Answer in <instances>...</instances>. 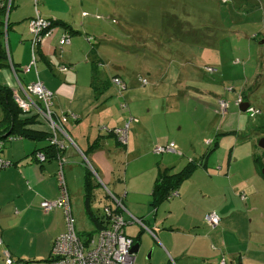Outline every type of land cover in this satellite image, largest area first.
<instances>
[{
    "label": "crops",
    "instance_id": "1",
    "mask_svg": "<svg viewBox=\"0 0 264 264\" xmlns=\"http://www.w3.org/2000/svg\"><path fill=\"white\" fill-rule=\"evenodd\" d=\"M53 1L62 4L55 6L51 0H42V7H38L42 16L59 22L55 24L53 34L37 48L38 75L34 68L29 72L23 70L31 60L28 20L35 15L32 0H14L9 15L8 49L10 62L16 69V74L13 73L23 85L34 82L38 76L54 93L53 111L56 117H62V127L67 134L61 133L66 143L62 151L63 169L77 231L89 232L94 228L84 210V183L87 171L91 169L99 184L106 185L122 199L127 221L125 233L140 242V253L149 251L147 261L140 264H173V261L176 264H218L223 257L227 264H264V213H259L255 205L264 200V182L260 178L264 179V175L254 160L256 153L252 158L254 166L247 169L249 176L235 183H231L234 176L228 177L230 172L236 174L231 161L234 145L229 150L226 176L213 173L207 156L203 155L202 165L196 161L198 167L180 184L178 195L155 206L152 192L159 172L169 169L175 173L195 160L184 143V135L176 129L177 124L182 129V117L174 119L175 115L170 116L171 112L178 114L184 110L181 107L171 109L164 103L154 107L153 101L136 87L135 70L113 65L104 50L110 41L108 23L99 22L108 17L95 15L96 21L83 18L81 14L87 12L85 0ZM100 1L102 7H107L104 0H94L96 4ZM22 8L28 9L24 15L20 12ZM153 13L152 23H137L150 26L147 37L151 40L150 63L158 74L153 81L154 87L157 85L158 88H153L166 91L165 99L175 100L177 104L192 99L199 101L208 93L215 94L211 91L215 90L214 84L207 85L208 89L201 87L205 84L196 81L193 68L175 66L168 59L174 54L193 57V50L198 47L199 54L203 53L205 57L212 58L219 53L223 38L215 29L216 24L206 19L205 0H165L154 7ZM66 33L70 43L61 49L59 39ZM86 36H92V43ZM137 62L140 63L139 59ZM166 62L170 64L165 66ZM250 71L251 77L257 78L255 68ZM115 75L127 85L124 94H120L111 82ZM10 79L8 74L0 75L2 85L16 90L17 83L13 86ZM190 90H194L196 97L185 98ZM215 96L218 100L223 99L218 94ZM125 102L127 108H122ZM230 105L231 102L228 109ZM228 109L222 112L217 101L216 111L223 117ZM70 112L73 116L68 114ZM129 116L137 120L131 123L128 143L123 145L112 131L122 127ZM243 127L236 120L235 129L221 135L236 134ZM38 128L45 130L48 127L40 124ZM219 133L206 134L209 144L218 143L215 150L219 148ZM212 135L216 137L211 139ZM7 141L1 156L12 165L0 171V264H5L4 251L9 252L15 264H49L53 242L65 230L66 219L63 210L45 212L40 203L54 200L59 195L57 172L61 158L37 160L34 151L48 145V140ZM169 142L176 144V152H154V146ZM95 144L92 151L90 148ZM213 147L210 152L215 151ZM85 152H89L88 155L85 156ZM218 169L223 170V165ZM222 180L227 185L222 186ZM97 188L93 209L113 203L108 192L102 197ZM228 194H235L238 199L232 202ZM241 201L246 210L241 208ZM210 211L220 217L215 228L205 220ZM133 217L142 224L132 220Z\"/></svg>",
    "mask_w": 264,
    "mask_h": 264
},
{
    "label": "rangeland",
    "instance_id": "2",
    "mask_svg": "<svg viewBox=\"0 0 264 264\" xmlns=\"http://www.w3.org/2000/svg\"><path fill=\"white\" fill-rule=\"evenodd\" d=\"M164 1L104 0L103 3H107V7H102L101 1V3L96 4L94 0H85L84 9L88 13L83 12L81 16L93 21L98 19L95 15L109 18L107 20H99L100 23H108V36L110 37V41L105 44V48L103 44H100L99 47L104 48L109 60L114 62L113 65L118 64L125 66L128 70L132 68L135 70L136 87H140L145 97L153 101L154 107L164 103L171 109L181 107L184 110L183 113L178 114L171 112L170 116L175 115L174 119L179 116L182 117L183 127L180 130V124H177L176 129L178 133L182 136L184 135V143L189 146L190 156L195 158V161L200 162L207 156L208 166L213 170V173L220 172L224 174L223 176H226L225 167L228 163L229 150L233 145L235 146V154L234 157H231V161L234 162L233 166L236 174L232 175V172H230L228 176L229 178L234 176L231 179V183H235L240 178L249 176L247 169L249 166H254L253 154L259 155L264 163V149L259 146V141L264 137V43H261L262 40L264 41V0H205L206 19L213 25L216 24L214 27L223 38L220 39L222 47L219 49V53L212 58L205 57L203 53L199 54L198 47L193 50V57H183L181 54L175 55L174 53V55L168 57L170 63L175 66L193 68L196 72V81H202L205 84L201 86L202 88L206 87L208 89L207 85L212 83L215 90L211 91L222 96L229 103L231 102L230 108L224 117L216 111L217 101L219 100L215 94L208 93L200 98L199 101L192 99L188 102L177 104L175 100L165 99L166 91L159 89L156 91L154 89L158 88L157 85L155 87L153 85V81L157 79L158 74L153 70L154 66L151 68L150 63L152 59L150 58L151 40L147 39L150 33V26L137 23H152L154 7L163 4ZM51 3L55 6L62 4L53 0H51ZM32 4L35 9L34 0H32ZM37 7H42V0L38 1ZM26 10L28 9L22 8L20 10L21 15H24ZM118 31L120 32L119 35L116 34ZM7 34L8 32L6 33L4 27L3 40L8 47ZM237 35L241 38H238ZM254 35H257V37H253ZM96 40L97 38H95ZM196 45L198 44L196 43ZM172 46H174V43L171 44ZM138 59L140 63L137 62ZM164 64L165 66L169 65L167 62ZM207 66L213 69L216 68V70L214 69L212 73L208 72L205 70ZM252 67L255 68L258 74L255 79L251 77L250 68ZM8 68L11 71L3 68L0 71V75L8 74L12 85L16 87L17 83L18 88L19 82L13 73V69L11 66H8ZM23 70H25V67ZM140 78H146L148 85L144 86ZM1 83L0 85H2ZM229 88L234 90L228 91ZM243 91L248 102L261 110V114L255 118L249 117L246 111H241L240 107L235 104L238 96ZM189 97H196L194 90H190L185 98ZM2 117L3 108L0 103V119ZM43 120L48 123L46 119L43 118ZM236 120L238 125L244 127L236 134L221 135L224 131L234 130ZM194 122L197 123L196 126H194ZM46 126L48 127V125ZM208 132H214L215 134L220 132L218 134L219 148L212 152L210 150L213 144L207 142L206 134ZM10 137L4 139V141ZM215 137L212 135L211 139ZM239 157L241 158L239 159ZM237 164L240 165L237 166L238 168H236ZM219 165H223V170L220 171L218 169ZM260 178L264 182V179ZM220 184L222 186L227 185L225 180H222ZM99 190L101 191L99 192ZM108 191L111 192L106 185L99 184L97 188L99 195L105 197ZM228 197L232 202H234L235 198L238 199L235 194H228ZM250 205L255 207L254 204ZM255 205L259 208V213H264V200H260ZM241 208L243 210L247 209L243 201H241ZM146 254L148 255L149 251L145 253L138 251L136 262L140 264L141 261H147ZM172 263L176 264L174 261Z\"/></svg>",
    "mask_w": 264,
    "mask_h": 264
},
{
    "label": "built area",
    "instance_id": "3",
    "mask_svg": "<svg viewBox=\"0 0 264 264\" xmlns=\"http://www.w3.org/2000/svg\"><path fill=\"white\" fill-rule=\"evenodd\" d=\"M35 1V15L28 20V27L30 32V45H31V61L29 65L25 67V71L29 72L32 66L35 65L37 60V48L47 38H49L54 30L51 26L52 20L44 18L38 10L37 4L39 0ZM14 0H0V10L4 9L5 27L9 24V15L13 7ZM89 42L92 41V36H86ZM70 43V36L66 33L59 39V44L64 46ZM7 47V44H6ZM8 54L9 49L7 47ZM10 56V55H9ZM13 72L16 74V70L11 64ZM207 71H212V68L205 67ZM19 87L13 91V98L22 111H36L41 113L44 118L49 122L53 130V143L57 148L63 150L65 148V142L61 133H65L60 120H55L53 117L52 106L54 93L49 90L41 80L37 79L34 82L23 85L20 80ZM145 83L146 80H143ZM113 83L121 89H125V83L120 78H113ZM244 103L242 96H238L235 104L240 106ZM122 108H126V104L121 105ZM229 102L227 100H219V109L224 112L228 109ZM246 113L249 117L254 118L260 114V109L255 106H249L246 109ZM137 120L133 116H129L122 127L115 128L114 134L117 136L121 144L128 143V134L130 131L131 123ZM19 139L17 136H11L8 140ZM210 143V142H208ZM4 142L0 140V150L4 146ZM176 144L169 142L167 144H158L154 146V152L156 154H163L166 152H176ZM37 160L45 161V155L43 153H37ZM61 158V159H60ZM59 163V170L57 172V180L59 185V195L54 200H42L40 205L43 211H53L56 209H62L66 218V230L61 233L54 241L49 264H137L136 255L132 252L134 245V239L125 233V225L127 221L124 217L125 207L122 203V199L116 196L114 193L108 191V195L111 198L114 208H118L119 211H115L112 208H106L105 212L109 217V227L103 228L98 231L92 238L86 242L82 240L76 229V219L73 213L71 204L70 192L64 176L63 165L65 160L61 156ZM12 165V162L6 160L0 155V171ZM178 190L175 189L171 192L170 197L178 195ZM132 220L142 221L133 217ZM205 220L211 228H215L219 225L220 217L215 211H210L206 214ZM1 243V239H0ZM5 256V264H15L8 251L3 252ZM218 264H227L226 259L223 257Z\"/></svg>",
    "mask_w": 264,
    "mask_h": 264
},
{
    "label": "trees",
    "instance_id": "4",
    "mask_svg": "<svg viewBox=\"0 0 264 264\" xmlns=\"http://www.w3.org/2000/svg\"><path fill=\"white\" fill-rule=\"evenodd\" d=\"M4 14H5L4 9H1L0 10V70L3 69L4 67L11 66V64L13 65V67L15 69V65L10 62V56L6 50L7 48H6L4 40H3L4 27H5ZM44 18H46V17H44ZM56 23H59V22L52 21L51 26L54 27ZM8 27H9V24L7 25V29H8ZM90 43H92V41ZM60 47L62 49L63 46L60 45ZM37 61H38V58L36 60L35 65L32 66V68H34L36 71V75H38L37 74ZM208 72L212 73V72H214V69L212 68V71H208ZM113 78H120L122 80V82L125 83V81L119 75H115L111 78L112 83H113ZM37 79H39L38 76H37ZM143 80H146V82L144 83ZM141 82L145 85L148 84V80L146 78H142ZM114 85H116V84H114ZM126 88H127V85L125 83V89ZM125 89H121L120 87H118L120 94H124ZM233 90L234 89L232 88V91ZM228 91H230V90H228ZM240 96H242L244 103L248 102V99H247L246 95L244 94V91L241 92ZM0 103H1L2 108H3V117L0 119V140L1 141H3L5 143L7 140L4 141V139L8 138L9 136H17V137H19V139H31L34 141L48 140L49 144L42 147V148L35 150L34 155L36 156L37 153H43L45 155V160L56 159V158H58V157L60 158L62 156L63 150L57 148L53 143H51V138H53V136H54L53 130H52L49 122L45 123V121L43 120L44 116L41 113L36 112V111H29V112L22 111L18 107V105L16 104V102L13 98V90L10 87L5 86V85H0ZM248 103H249V106H254V105H251L250 102H248ZM124 104L127 105L126 102ZM53 105H54V97H53ZM258 109H260V108H258ZM52 112H53L54 119L56 121L60 120L62 122L61 116L56 117L57 115H55V113L53 111V106H52ZM68 114L73 116V113L71 114V112ZM260 114H261V110H260ZM40 124H42L44 126L48 125V128L45 130L44 129L40 130L38 128ZM112 132H114V131H112ZM213 145H214V147L212 150H215L218 147V143L215 142V144L213 143ZM94 147H96V144L93 145L90 149L93 151ZM2 149L0 150V155H1ZM89 152H85L84 155L85 156L88 155ZM254 160H255V162H256V164H257V166L261 172V170L264 169V163H263L261 157H259V155L256 154L254 156ZM198 165L199 164H197L195 160H191L184 168H182L181 170H179L175 173L169 169H166V171H160L158 176H157V179L155 181L154 187H153L152 203L156 206L157 203H160L163 200L169 199L171 192L175 189H178L180 184L184 180L189 178V176L198 167ZM200 165H202L201 162H200ZM98 186H99V183L96 181V178L93 177L91 169H89L87 171L85 183H84V210H85L88 218L90 219V221L94 225V228H93V230H91L89 232L80 233L77 231L78 236L82 240H84L85 242L87 240H89L90 238H92L101 229L109 227V221L110 220H109L107 213L105 212L106 208H112V209H115V211L120 212V210L118 208H114L113 203H106L103 206L99 207L98 209L92 208V203L95 199L94 190ZM71 204H72V201H71ZM73 213H74V211H73ZM74 216H75V214H74ZM75 219H76V217H75ZM65 230H66V228H65ZM134 242H137V240L134 239ZM53 244H54V242H53ZM49 260H50V258H49Z\"/></svg>",
    "mask_w": 264,
    "mask_h": 264
},
{
    "label": "water",
    "instance_id": "5",
    "mask_svg": "<svg viewBox=\"0 0 264 264\" xmlns=\"http://www.w3.org/2000/svg\"><path fill=\"white\" fill-rule=\"evenodd\" d=\"M249 106V103L248 102H245V103H243L242 105H240V110L241 111H245L246 110V108ZM259 146L262 148V149H264V137L263 138H261V140L259 141ZM262 173H263V175H264V169H262ZM139 248H140V242L139 241H137V242H135L134 243V245H133V247H132V252L136 255L137 253H138V251H139Z\"/></svg>",
    "mask_w": 264,
    "mask_h": 264
},
{
    "label": "bare ground",
    "instance_id": "6",
    "mask_svg": "<svg viewBox=\"0 0 264 264\" xmlns=\"http://www.w3.org/2000/svg\"><path fill=\"white\" fill-rule=\"evenodd\" d=\"M5 31H6V33L8 32V29L5 27ZM7 48V47H6ZM7 50V49H6ZM7 52H8V50H7ZM123 203V202H122Z\"/></svg>",
    "mask_w": 264,
    "mask_h": 264
}]
</instances>
